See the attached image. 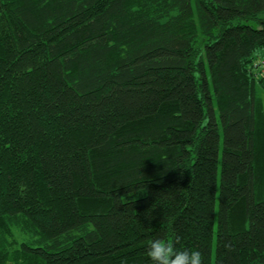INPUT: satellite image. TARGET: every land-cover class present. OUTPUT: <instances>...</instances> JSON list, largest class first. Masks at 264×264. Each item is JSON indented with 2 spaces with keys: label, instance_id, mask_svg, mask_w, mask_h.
I'll use <instances>...</instances> for the list:
<instances>
[{
  "label": "trees",
  "instance_id": "1",
  "mask_svg": "<svg viewBox=\"0 0 264 264\" xmlns=\"http://www.w3.org/2000/svg\"><path fill=\"white\" fill-rule=\"evenodd\" d=\"M262 59L264 0H0V264H264Z\"/></svg>",
  "mask_w": 264,
  "mask_h": 264
},
{
  "label": "clouds",
  "instance_id": "2",
  "mask_svg": "<svg viewBox=\"0 0 264 264\" xmlns=\"http://www.w3.org/2000/svg\"><path fill=\"white\" fill-rule=\"evenodd\" d=\"M146 256L151 264H203V257L196 249H179L174 241L153 238L146 244Z\"/></svg>",
  "mask_w": 264,
  "mask_h": 264
},
{
  "label": "rangeland",
  "instance_id": "3",
  "mask_svg": "<svg viewBox=\"0 0 264 264\" xmlns=\"http://www.w3.org/2000/svg\"><path fill=\"white\" fill-rule=\"evenodd\" d=\"M257 97L260 98V100L264 103V90H258ZM220 154H221V146H220Z\"/></svg>",
  "mask_w": 264,
  "mask_h": 264
},
{
  "label": "built area",
  "instance_id": "4",
  "mask_svg": "<svg viewBox=\"0 0 264 264\" xmlns=\"http://www.w3.org/2000/svg\"><path fill=\"white\" fill-rule=\"evenodd\" d=\"M262 74H264V59L261 60L260 65L258 66Z\"/></svg>",
  "mask_w": 264,
  "mask_h": 264
}]
</instances>
